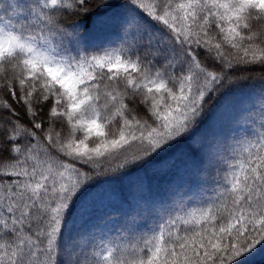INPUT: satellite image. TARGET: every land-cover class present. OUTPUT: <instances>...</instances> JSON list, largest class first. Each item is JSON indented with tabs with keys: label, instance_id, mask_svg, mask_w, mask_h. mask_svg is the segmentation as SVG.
Here are the masks:
<instances>
[{
	"label": "snow or ice",
	"instance_id": "snow-or-ice-1",
	"mask_svg": "<svg viewBox=\"0 0 264 264\" xmlns=\"http://www.w3.org/2000/svg\"><path fill=\"white\" fill-rule=\"evenodd\" d=\"M0 264H264V0H0Z\"/></svg>",
	"mask_w": 264,
	"mask_h": 264
},
{
	"label": "trees",
	"instance_id": "trees-1",
	"mask_svg": "<svg viewBox=\"0 0 264 264\" xmlns=\"http://www.w3.org/2000/svg\"><path fill=\"white\" fill-rule=\"evenodd\" d=\"M163 184H164V181H162V180H158V181L156 182L157 190H159L160 186L163 185ZM125 194H127L126 189H125Z\"/></svg>",
	"mask_w": 264,
	"mask_h": 264
}]
</instances>
